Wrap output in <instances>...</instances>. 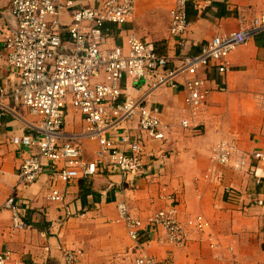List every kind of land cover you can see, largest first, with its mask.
I'll use <instances>...</instances> for the list:
<instances>
[{
	"label": "crops",
	"instance_id": "crops-1",
	"mask_svg": "<svg viewBox=\"0 0 264 264\" xmlns=\"http://www.w3.org/2000/svg\"><path fill=\"white\" fill-rule=\"evenodd\" d=\"M78 1L94 7L99 0ZM189 2L191 25L183 45L171 35L175 0H138L124 31L115 24L107 25L109 46L125 45L126 30L132 29L154 43L160 54L169 55L171 66H179L183 54L199 53L215 35L247 27L256 15L264 13V0ZM9 6V0L1 3L2 9ZM4 39L0 14V88L10 92L18 75L7 62ZM207 77L213 89L224 86L227 90H214L195 117L187 109L182 88H162L150 96L151 103L162 111L166 139L151 140L142 135L137 123L129 124L132 133L146 142L147 154L145 169L126 178L105 171L87 180L54 182L47 170L37 181L23 186L21 166L37 149H21L12 143V137L34 133L38 119L7 99L9 110L0 115V199L16 197L26 227L15 229L11 211L0 209V254L11 250L26 264H63L59 249L63 245L83 249L87 264H134L139 250L126 227L117 222L118 203L125 201L133 212L147 216L166 204L164 195L175 193L184 215L203 214L213 223L220 247L211 249L199 242L187 246L153 242L146 247L148 254L165 264H264V163L253 156L255 151L264 150V32L231 53L227 73L211 68ZM123 85L128 95L143 94L144 89L130 81ZM183 120L199 124V130L185 129ZM84 125L83 114L70 108L65 133L78 136ZM221 141L230 142L240 152L229 164L213 159ZM81 142L84 160H98V142L84 138ZM238 154H244L242 165ZM83 184L87 192L84 200ZM227 187L238 196L230 199ZM53 188L65 195V203L49 200ZM65 210L73 215L63 221Z\"/></svg>",
	"mask_w": 264,
	"mask_h": 264
},
{
	"label": "built area",
	"instance_id": "built-area-1",
	"mask_svg": "<svg viewBox=\"0 0 264 264\" xmlns=\"http://www.w3.org/2000/svg\"><path fill=\"white\" fill-rule=\"evenodd\" d=\"M3 1V49L9 66L18 75V83L10 92L0 88V115L9 110L5 105L8 99L38 119L34 133L12 137V143L21 149H37L24 160L19 172L25 187L47 170L54 182L91 179L105 171L118 172L125 178L141 173L146 166V142L128 125L137 123L142 135L151 140L166 139L162 111L151 103L150 96L162 88H182L187 109L195 117L214 90H227L210 86L208 70L216 68L219 73H227L231 53L264 32V13H260L247 27L215 35L199 53L183 54L180 65L171 66L169 55L160 54L154 43L132 29L126 30L125 45L109 46L107 25L115 24L124 31L138 0H99L94 7L78 0H9L10 6L2 9ZM188 5L189 0H175L171 11V35L180 45L191 25ZM129 81L144 89L143 94L128 95L123 83ZM70 108L84 116L85 125L78 136L65 133ZM181 125L192 131L200 128L191 120H183ZM82 138L98 142V160H84ZM236 152L240 153L230 142L221 141L213 159L229 164ZM238 155L240 165L244 164V154ZM107 156L109 161L105 160ZM253 156L264 163V150L255 151ZM225 192L230 199L238 196L232 187ZM48 198L60 203L66 199L57 188ZM162 199L166 204L147 216L133 212L125 201L118 203L117 222L126 227L139 250L134 264H165L147 253L146 247L153 242L163 246L199 242L211 249L220 247L213 223L205 215H184L175 193ZM0 209L11 211L15 229L26 227L14 195L0 199ZM65 212L63 221L73 215L70 210ZM59 249L63 264H87L83 249L63 245ZM0 264L26 263L6 250L0 254Z\"/></svg>",
	"mask_w": 264,
	"mask_h": 264
},
{
	"label": "trees",
	"instance_id": "trees-1",
	"mask_svg": "<svg viewBox=\"0 0 264 264\" xmlns=\"http://www.w3.org/2000/svg\"><path fill=\"white\" fill-rule=\"evenodd\" d=\"M189 6H190V2H189V5H188V8H189ZM87 180V179H86ZM88 182V181H87ZM86 196H87V192H86V190H85V185L83 184V193H82V198H83V200L86 198Z\"/></svg>",
	"mask_w": 264,
	"mask_h": 264
}]
</instances>
